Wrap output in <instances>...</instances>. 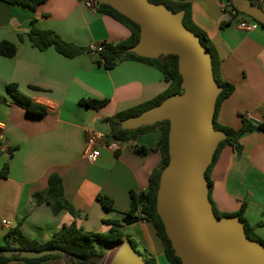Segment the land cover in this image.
<instances>
[{"label":"crops","instance_id":"crops-1","mask_svg":"<svg viewBox=\"0 0 264 264\" xmlns=\"http://www.w3.org/2000/svg\"><path fill=\"white\" fill-rule=\"evenodd\" d=\"M186 1L192 21L217 50L219 77L234 85L218 106L217 123L238 129L241 115L263 122L264 26L240 27V21L248 16L232 13L223 7V0ZM32 21L38 28L52 30L63 40L87 48L94 43H116L130 34L125 25L93 6L87 7L82 0H46L34 9L0 0V41L16 46L12 56L0 55V97L5 98L0 101V246L5 244V232L16 225L24 236L39 243L70 223L85 231L106 232L110 225L103 220L124 217L129 192L145 190L149 174L160 161L156 150L139 154L134 149V144L154 146L147 140L148 133L124 142L117 152L101 147L93 163L85 160L83 150L86 130L111 138L105 117L164 91L167 82L162 73L134 59L120 60L107 69L95 62L97 53L92 51L66 57L52 46L38 49L26 36ZM9 83L46 107V112L31 114L14 103L6 89ZM82 98H106L107 102L92 109L79 103ZM239 142V152L224 144L210 168V198L219 211L227 213L238 211L244 203L243 216L264 240V131L243 133ZM53 173L60 176L63 196L73 213L61 210L54 214L46 202L34 197L46 189ZM99 194L112 200V210L102 207ZM123 230L142 256L169 264L150 222L124 223Z\"/></svg>","mask_w":264,"mask_h":264},{"label":"water","instance_id":"water-1","mask_svg":"<svg viewBox=\"0 0 264 264\" xmlns=\"http://www.w3.org/2000/svg\"><path fill=\"white\" fill-rule=\"evenodd\" d=\"M139 26V39L129 48L139 56L155 58L175 54L181 92L121 122L124 129L168 120V162L159 175L156 211L176 256L182 264H264V245L246 236L237 215L215 216L208 197L205 170L212 162L222 129L213 116L221 87L212 70L209 49L182 22L183 11L173 12L149 0H98ZM237 10L264 25V10L250 0H232ZM6 257L58 254L66 264L71 255L60 248H0ZM109 264H146L124 239Z\"/></svg>","mask_w":264,"mask_h":264},{"label":"trees","instance_id":"trees-1","mask_svg":"<svg viewBox=\"0 0 264 264\" xmlns=\"http://www.w3.org/2000/svg\"><path fill=\"white\" fill-rule=\"evenodd\" d=\"M10 4H17L24 7L34 9L37 5L45 2L46 0H1ZM155 3H163L167 8L173 12L183 11L182 22L183 24L193 31L200 39L203 45H205L212 57V70L216 82L221 87L220 92L217 95L215 111L213 116L214 128L222 129L226 133L225 139L219 141L214 154L212 162L205 170V177L209 183L208 197L212 203L215 216H234L237 215L239 220L243 222L244 231L246 236L259 241L264 245V240L259 238L254 232L252 227L246 221L243 216V210L245 204L242 203L241 207L236 212H221L213 204L210 198V190L212 188V181L209 177V171L218 154L224 144L232 145L238 152L241 150V144L239 138L243 133L249 131H264L263 122H252L250 119L241 115L242 123L238 129L231 127L221 126L216 121V114L220 102L229 96L234 90V85L230 82L224 81L219 77V63L220 58L217 50L207 36L204 30L199 28L191 18V6L186 0H149ZM252 3H256L262 7V0H250ZM91 5L99 13L106 14L125 25L130 34L126 39L120 40L116 43L104 42L103 48L95 53V62L101 64L103 67L110 69L114 67L118 61L123 59H134L156 67L161 73L164 80L167 82V87L160 94L154 98L136 104L130 108L121 110L113 115L104 118V121L108 122L110 126V134L121 141L127 142L138 138V136L147 134L153 130L158 132V138L153 147H149L143 144H134V149L139 154H145L150 150H156L160 154V161L157 166L153 168L148 177V184L145 190L141 192H129V208L125 212L122 219H104V223L110 225L106 232L85 231L82 228L76 226L74 223L63 225L58 231H56L52 237L44 242L39 243L36 240L29 239L24 236L16 225L9 228L5 234V244L0 248H22V249H42L48 247L60 248L67 251L71 255V259L74 264H97L98 259L104 256L105 251L109 247H113L121 243L124 239H130L134 249L135 242L129 237V235L123 230L124 223H131L137 220H145L150 222L156 232V235L162 242L163 252L166 260L169 264H182L178 256L175 255L171 242L168 239L164 225L156 211V192L158 188L159 175L162 168L168 162V129L169 121L161 120L151 125H141L133 129H124L121 127V122L130 116L141 113L146 108L159 104L165 97L169 95L181 92V75L178 72L177 56L175 54H160L155 58L143 57L137 55L135 52L130 51L129 48L137 43L139 39V26L130 18L120 13L111 5L106 3H100L98 0H90ZM234 8H236L234 6ZM237 12H239L236 9ZM252 19V18H251ZM254 20V19H252ZM257 22L256 20H254ZM264 26L263 24L257 22ZM31 44L38 49H45L49 46L60 54L66 57H74L84 53H89L91 50L87 47L76 45L72 42H68L60 38V36L52 30L41 29L31 22L29 31L26 34ZM16 51L14 43L2 40L0 41V55L12 56ZM7 92L12 97V100L17 105L24 108L28 113L42 115L46 112V107L32 101L29 97L24 95L15 83H9L6 86ZM4 97H0V101H4ZM107 102L106 98H82L79 103L90 107L92 109H98ZM7 163L2 167L1 175L6 176ZM34 197L38 202H46L54 214L59 213L61 210H67L73 213V208L70 203L64 198L62 190V180L59 175L53 173L48 177L47 187L43 192L34 193ZM97 200L106 211L112 210V200L105 195H97ZM136 250V249H135ZM62 258L58 254H44L40 257L26 258L11 256L6 257L0 254V264H11V262H20L21 264H57L54 261ZM143 260L146 264H157L155 259L150 255L143 256Z\"/></svg>","mask_w":264,"mask_h":264},{"label":"built area","instance_id":"built-area-1","mask_svg":"<svg viewBox=\"0 0 264 264\" xmlns=\"http://www.w3.org/2000/svg\"><path fill=\"white\" fill-rule=\"evenodd\" d=\"M87 7H92L90 0H82ZM234 3L232 0H223V7H228L232 13H237L234 8ZM254 20L244 19L240 21L239 26L245 29H250L255 25ZM104 42L94 43L89 46L92 52H97L103 48ZM2 139V130L0 128V141ZM124 141L120 139L107 138L106 135L100 131H95L93 129L86 130V137L84 141L83 156L88 163H93L100 155L101 147L107 148L111 152H117L123 146ZM3 224L7 222L5 220L1 221Z\"/></svg>","mask_w":264,"mask_h":264},{"label":"rangeland","instance_id":"rangeland-1","mask_svg":"<svg viewBox=\"0 0 264 264\" xmlns=\"http://www.w3.org/2000/svg\"><path fill=\"white\" fill-rule=\"evenodd\" d=\"M238 15L239 16H245L243 13L241 12H238ZM247 17V16H245ZM249 18V17H247ZM251 19V18H249ZM252 20V19H251ZM158 138V132L156 130H153L151 132L148 133L147 135V140L153 144H155L156 140ZM140 141V139H139ZM121 243H119L118 245L116 246H113V247H109L106 251H105V254L103 257H101L100 259H98L97 261V264H109L110 260L112 259L113 255L115 254V252L117 251L119 245ZM136 251L141 255L142 253L141 252V249L139 247L135 248ZM55 263L57 264H66V262L63 260V258H60V259H57L54 261ZM12 264V263H11ZM13 264H21L20 262H14Z\"/></svg>","mask_w":264,"mask_h":264}]
</instances>
